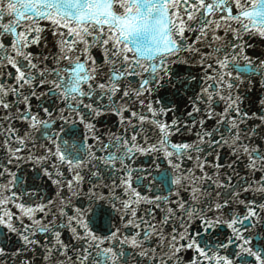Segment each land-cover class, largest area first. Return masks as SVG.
Instances as JSON below:
<instances>
[{
	"label": "snow or ice",
	"instance_id": "1",
	"mask_svg": "<svg viewBox=\"0 0 264 264\" xmlns=\"http://www.w3.org/2000/svg\"><path fill=\"white\" fill-rule=\"evenodd\" d=\"M0 264H264V0H0Z\"/></svg>",
	"mask_w": 264,
	"mask_h": 264
}]
</instances>
